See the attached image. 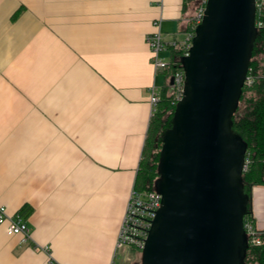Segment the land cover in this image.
<instances>
[{
  "label": "crops",
  "instance_id": "crops-1",
  "mask_svg": "<svg viewBox=\"0 0 264 264\" xmlns=\"http://www.w3.org/2000/svg\"><path fill=\"white\" fill-rule=\"evenodd\" d=\"M192 0H0V264H124L117 238L135 189L156 73L145 37L182 38ZM170 57V54H169ZM264 232V186L250 192ZM124 254V255H123ZM120 259V262L117 263Z\"/></svg>",
  "mask_w": 264,
  "mask_h": 264
},
{
  "label": "water",
  "instance_id": "water-1",
  "mask_svg": "<svg viewBox=\"0 0 264 264\" xmlns=\"http://www.w3.org/2000/svg\"><path fill=\"white\" fill-rule=\"evenodd\" d=\"M256 0H208L162 136L161 205L141 264H243L245 145L231 130L256 35Z\"/></svg>",
  "mask_w": 264,
  "mask_h": 264
},
{
  "label": "trees",
  "instance_id": "trees-1",
  "mask_svg": "<svg viewBox=\"0 0 264 264\" xmlns=\"http://www.w3.org/2000/svg\"><path fill=\"white\" fill-rule=\"evenodd\" d=\"M255 23L256 35L249 61L248 74L253 75L256 80L250 87L243 86L237 108L231 118V130L245 145L244 162H247V168L242 172L241 183L244 193L249 199L244 220L250 219L251 221V189L256 186H264V0H256ZM179 54V51L172 50L170 57L172 60L169 67L159 72L166 79L170 73L176 70L184 71L183 57H180ZM176 105L170 94L167 81L161 90L160 100L149 121L135 182L136 190L155 191L159 180L158 166L163 144L162 136L171 127ZM153 150L155 152L151 153ZM145 152H148L147 158L144 157ZM144 159H146V162H144ZM260 238L262 241L260 246H253L247 241L243 264H264V232H261Z\"/></svg>",
  "mask_w": 264,
  "mask_h": 264
},
{
  "label": "built area",
  "instance_id": "built-area-1",
  "mask_svg": "<svg viewBox=\"0 0 264 264\" xmlns=\"http://www.w3.org/2000/svg\"><path fill=\"white\" fill-rule=\"evenodd\" d=\"M208 0H193V6L188 16L183 22V31L181 39H172L166 41L161 33V18L152 22L154 31L145 37V42L150 52V62L156 73L166 70L172 59L165 60L161 53L179 51L180 57H187L192 46V39L195 36V29L202 22ZM158 7H162V0H154ZM173 56V55H172ZM177 60V59H176ZM261 77V76H259ZM264 78V76H263ZM255 77L251 74L246 75L244 86L250 87L255 82ZM170 94L175 104L182 96L185 85V74L183 70H176L168 75ZM160 100V94L155 86L149 90V102L152 107V113L155 112L157 103ZM247 168V162H244L243 171ZM161 205V196L155 191H139L133 189L125 209V214L121 222L117 248L126 247L131 250L142 251L147 239L152 221L155 218L157 210ZM0 226H5L7 236H19L22 242L29 239V228L20 213L9 215L6 208L0 205ZM244 231L248 243L253 246H260L261 232H259L250 219L243 222ZM141 264V263H137Z\"/></svg>",
  "mask_w": 264,
  "mask_h": 264
},
{
  "label": "rangeland",
  "instance_id": "rangeland-1",
  "mask_svg": "<svg viewBox=\"0 0 264 264\" xmlns=\"http://www.w3.org/2000/svg\"><path fill=\"white\" fill-rule=\"evenodd\" d=\"M180 39H181V37H180ZM161 54H162V56L165 57V60H167V61L169 60V58H170L169 52H165V53L163 52ZM154 152H155L154 150L151 151V153H154ZM147 156H148V152H145L144 157L147 158ZM144 162H146V159H144ZM121 252L125 253V255L123 254L124 258L122 260V261H125L124 264L142 263V251H136V250H131V249L126 248V247H121V248H119L117 255L120 254ZM117 261H118L117 263H119L120 259Z\"/></svg>",
  "mask_w": 264,
  "mask_h": 264
}]
</instances>
